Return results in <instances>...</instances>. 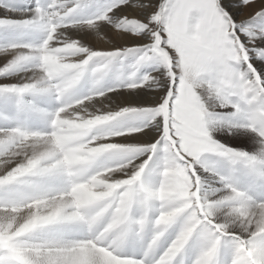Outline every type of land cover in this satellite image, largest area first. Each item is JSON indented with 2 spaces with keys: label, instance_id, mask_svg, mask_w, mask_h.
Masks as SVG:
<instances>
[{
  "label": "snow or ice",
  "instance_id": "1",
  "mask_svg": "<svg viewBox=\"0 0 264 264\" xmlns=\"http://www.w3.org/2000/svg\"><path fill=\"white\" fill-rule=\"evenodd\" d=\"M0 264H264V0H0Z\"/></svg>",
  "mask_w": 264,
  "mask_h": 264
}]
</instances>
